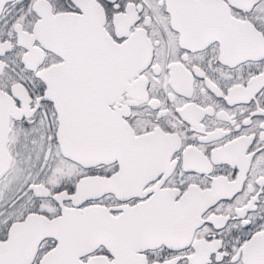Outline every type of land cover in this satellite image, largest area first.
Wrapping results in <instances>:
<instances>
[{
	"label": "snow or ice",
	"instance_id": "snow-or-ice-1",
	"mask_svg": "<svg viewBox=\"0 0 264 264\" xmlns=\"http://www.w3.org/2000/svg\"><path fill=\"white\" fill-rule=\"evenodd\" d=\"M0 264H264V0H0Z\"/></svg>",
	"mask_w": 264,
	"mask_h": 264
}]
</instances>
